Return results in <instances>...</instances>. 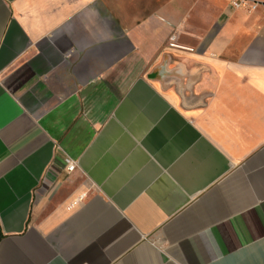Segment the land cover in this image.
I'll use <instances>...</instances> for the list:
<instances>
[{"label": "crops", "instance_id": "0c3cea01", "mask_svg": "<svg viewBox=\"0 0 264 264\" xmlns=\"http://www.w3.org/2000/svg\"><path fill=\"white\" fill-rule=\"evenodd\" d=\"M0 264H264V16L0 0Z\"/></svg>", "mask_w": 264, "mask_h": 264}, {"label": "built area", "instance_id": "2783aa9c", "mask_svg": "<svg viewBox=\"0 0 264 264\" xmlns=\"http://www.w3.org/2000/svg\"><path fill=\"white\" fill-rule=\"evenodd\" d=\"M229 6L232 10H244L250 13L260 12L264 16V2L256 0H229ZM67 170L72 173L77 168V162L70 157H66ZM81 199V198H80ZM79 199V200H80ZM78 202L75 201L72 206Z\"/></svg>", "mask_w": 264, "mask_h": 264}, {"label": "rangeland", "instance_id": "374dc122", "mask_svg": "<svg viewBox=\"0 0 264 264\" xmlns=\"http://www.w3.org/2000/svg\"><path fill=\"white\" fill-rule=\"evenodd\" d=\"M228 4H229V0H228ZM164 66V65H163ZM161 70H162V68H161Z\"/></svg>", "mask_w": 264, "mask_h": 264}]
</instances>
